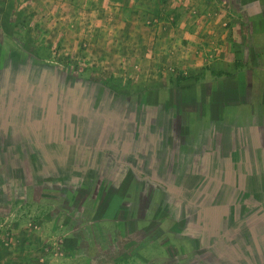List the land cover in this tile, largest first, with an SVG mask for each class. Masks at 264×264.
Here are the masks:
<instances>
[{
	"label": "rangeland",
	"instance_id": "374dc122",
	"mask_svg": "<svg viewBox=\"0 0 264 264\" xmlns=\"http://www.w3.org/2000/svg\"><path fill=\"white\" fill-rule=\"evenodd\" d=\"M257 77L264 30L241 0H0V135L8 126L16 142L33 141L29 118L39 159L22 199L0 213V264H264V205L247 204H264V108L253 128H224L218 108L237 155L207 176L206 204L171 176L161 138L167 112L199 100L182 91L216 84L218 100L250 106ZM70 112L71 149L42 148Z\"/></svg>",
	"mask_w": 264,
	"mask_h": 264
},
{
	"label": "crops",
	"instance_id": "0c3cea01",
	"mask_svg": "<svg viewBox=\"0 0 264 264\" xmlns=\"http://www.w3.org/2000/svg\"><path fill=\"white\" fill-rule=\"evenodd\" d=\"M199 86V85H198ZM208 86V89H205V87ZM203 89H195L193 88H187L185 91H182V94L187 99H192L197 95L199 100L195 102L189 101L185 102L184 112L181 114H175L172 110L171 113L166 114L165 116V130L163 132V136H165V147H170L171 150V156L172 160L170 163V166L168 167V171L171 174V176H176L180 179V182L178 184L181 188H195L197 192H204L206 193V196H204V201L202 204H206L208 201L209 196V187L210 182L208 181L207 177L212 172L217 173H224L226 171V156L230 155L231 160L236 157L237 152L231 151L229 148L228 141L224 140L223 134L221 132L222 124V117L218 113V108L220 109V112H222L223 108L225 112H227L230 115V118L228 119V123L224 124L223 127L227 128L228 125L234 126V124H239L244 127L253 128L256 125V121L258 120L259 116V107L261 109L264 108V105L262 103H258V100L254 101V105L250 106H237L233 102H225L224 99H219L215 97L216 90L219 89L216 84H209L202 87ZM193 89V90H191ZM209 93V99L210 102L202 101V93ZM220 92H222L220 90ZM225 92V91H224ZM42 93V92H41ZM213 93V96L211 95ZM37 98H43L46 99L45 94H41L39 96H35V99ZM223 100V101H222ZM223 104V105H222ZM225 105V106H224ZM214 108L216 111L214 113H211L210 110ZM170 110V109H169ZM202 110L206 113L205 116L202 115ZM58 111V110H57ZM191 115L187 120L184 117V115ZM75 116L73 112L69 113V117H67V122H70L72 120V117ZM238 118V119H237ZM240 120V121H238ZM179 125V130L181 131L179 135V140L177 139V135L172 132L174 125ZM25 125V124H24ZM23 125V126H24ZM53 125V124H51ZM55 127L57 130H55L56 134L54 137L48 142V132L44 134L43 139L39 140V144L41 147H45L46 145H52V144H60L59 147H65L66 149L70 148V143L65 142L66 139L62 138L60 136L58 138V129L60 128V125L56 122ZM73 125L68 126V124L65 125L64 131L73 130ZM68 126V129H67ZM54 127V129H55ZM8 126H4L3 129H8ZM260 128V127H259ZM37 129V128H36ZM37 131V130H36ZM43 131V130H42ZM66 131V132H67ZM260 132V130L258 129ZM6 133L4 130L2 131L0 137L3 136V134ZM38 133V132H37ZM158 137L154 134L153 135V142H157ZM178 140V142H177ZM74 141V140H73ZM28 140H22L19 141V144H22L23 146H26ZM186 142L189 143V146L186 145ZM50 143V144H48ZM182 144V155H179V159L174 157L175 151H176V145ZM225 144V146L223 145ZM223 145V146H221ZM187 146V147H186ZM13 148L10 149L12 151ZM182 156V159L180 157ZM50 162V161H48ZM51 164L55 166V162ZM46 165V163H45ZM236 164L234 165L235 168ZM118 172L117 174H119ZM172 178V177H171ZM203 179V180H202ZM212 180V179H211ZM208 181V182H207ZM175 189L174 184L171 186ZM216 199L212 200L213 202ZM218 200V199H217ZM252 203L263 204L262 201H256V202H250L248 201L247 204L251 205ZM216 204V202H214ZM259 209V207H257ZM261 210V208L259 209ZM224 258V257H223ZM230 264V263H229Z\"/></svg>",
	"mask_w": 264,
	"mask_h": 264
},
{
	"label": "trees",
	"instance_id": "16d2710c",
	"mask_svg": "<svg viewBox=\"0 0 264 264\" xmlns=\"http://www.w3.org/2000/svg\"><path fill=\"white\" fill-rule=\"evenodd\" d=\"M27 104L29 103L26 102L25 106L21 104L18 109L19 112L25 113V118H27L26 114L29 110V106ZM30 105V113L32 118H37L41 109L45 106V102L43 98H34ZM62 108V104H59L57 107L59 120L62 118ZM72 124H74L73 117L68 123V126H71ZM62 127V129L59 128V134L62 136V138L66 139L65 142L69 143L71 141L72 132L71 130H66L68 132L67 134V132L64 131V124H62ZM3 130L6 133L0 137V213L9 215L12 212L15 201L22 199L21 197H23L22 184L27 173L29 174V170L33 169L32 167L35 166V163L36 165L39 163V159L35 158L36 148L33 144L38 140L37 136L33 132V126L29 122V118L28 121L25 122L22 130L26 131L29 137L32 135L33 141L28 142L26 146H23L14 140L10 128ZM35 137L36 142H34ZM48 138V142H50V136ZM11 148H13L12 151H10Z\"/></svg>",
	"mask_w": 264,
	"mask_h": 264
},
{
	"label": "flooded vegetation",
	"instance_id": "af4514ba",
	"mask_svg": "<svg viewBox=\"0 0 264 264\" xmlns=\"http://www.w3.org/2000/svg\"><path fill=\"white\" fill-rule=\"evenodd\" d=\"M241 3L244 6L245 12L252 17V21L257 25L260 24L261 28L264 30V0H241ZM252 84H256L253 86L255 88L256 100H258L259 104L262 103L264 105V77L255 78L254 83L252 82ZM253 101H255L254 95L252 97V102ZM259 130L260 132L258 131V134L263 135L264 145V123L262 124V127L259 128ZM260 212L262 213V218H264V207L261 208Z\"/></svg>",
	"mask_w": 264,
	"mask_h": 264
}]
</instances>
